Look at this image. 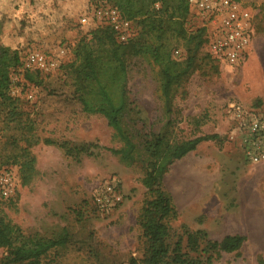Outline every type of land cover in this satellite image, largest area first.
Segmentation results:
<instances>
[{
	"label": "rangeland",
	"instance_id": "rangeland-1",
	"mask_svg": "<svg viewBox=\"0 0 264 264\" xmlns=\"http://www.w3.org/2000/svg\"><path fill=\"white\" fill-rule=\"evenodd\" d=\"M99 1L0 0V43L10 55L17 51L22 59L33 49H67L62 66L50 74L38 73L34 83L23 79L21 67L11 73L10 93L17 101L0 112V172L10 171L14 188L7 197L0 192V221L34 239L66 238L41 257V264H142L145 244L139 218L155 197L144 185L148 145L156 137L166 146L216 135L175 159L163 176L173 204L166 221L169 240H185L189 231L197 230L217 241L242 235L241 248L221 252L213 264H261L264 163H247L238 145L228 140L224 107L233 100L264 106V0H241L253 11L255 36L248 59L240 65L216 64L205 46L194 51V42L173 21L165 23L164 33L145 35L142 42L154 46L128 55L122 123L135 143L134 159L112 151L124 148V142L102 114L85 111L80 99L81 42L87 41L104 62L114 47L104 37L94 38L95 26L81 23ZM140 18L134 24L136 34L143 32ZM159 43L163 59H172L175 48L193 53L191 66L171 85L168 99L161 90L162 64L151 52ZM85 95L94 99L91 92ZM34 139L38 143L30 154L36 173L23 185L22 160L16 153ZM110 175L121 180L125 200L101 215L90 193ZM6 255L0 250V264Z\"/></svg>",
	"mask_w": 264,
	"mask_h": 264
},
{
	"label": "trees",
	"instance_id": "trees-1",
	"mask_svg": "<svg viewBox=\"0 0 264 264\" xmlns=\"http://www.w3.org/2000/svg\"><path fill=\"white\" fill-rule=\"evenodd\" d=\"M115 5L123 15L134 24L137 18L143 24V32L137 33L124 43L116 40L112 28L108 26L96 27L95 37H104L113 44L109 50L108 58L104 62L95 56L88 47L87 41L80 44V55L82 63L78 65L77 82L84 94L80 95L84 110L91 113H100L115 130L116 134L125 144L124 148L112 150L116 154L134 159L136 148L132 138L125 132L122 116L126 107L123 87L127 76L126 59L128 55L139 52L146 45L142 42L145 35L157 31L162 34L165 31V23L176 22L179 29L191 42H194V51H197L206 41V31L203 27H194L192 24L188 0H107ZM170 12H167L169 11ZM162 15V16H161ZM164 15L168 17L164 19ZM146 30V31H145ZM264 31V27H263ZM162 36H160L161 38ZM161 43L151 49L154 60L162 64V94L169 98L171 85L186 71L192 63L193 53L186 48L184 60L174 58H162L160 50ZM176 49V48H175ZM210 59H214L208 54ZM217 64V62H215ZM21 64V55L14 51L11 55L9 48L0 43V112L3 106L9 102L17 101L11 95V73ZM182 66V67H181ZM180 67L182 69H180ZM27 72L24 79L27 83L35 82L38 74ZM113 90L120 97L111 92ZM93 93L94 99L88 98L86 93ZM7 111L8 115H13ZM17 113V111H16ZM15 113V114H16ZM9 116L13 118V116ZM8 120V119H7ZM216 135L198 136L183 141L176 145H163V140L156 137L148 147V158L145 161L146 173L144 185L154 192L155 197L147 201L140 215V224L143 230L145 244V255L142 264H213V260L221 252L232 253L239 250L245 241L242 235H227L221 241L208 238L204 230L189 231L187 238L178 237L170 242L167 219L173 212L171 196L165 192L162 180L168 166L175 160L182 158L196 149L197 145L204 140L213 139ZM38 143L34 139L30 144L20 147L16 158L21 161L22 184L27 185L33 179L35 168V157L30 154V148ZM20 154V155H19ZM66 242V238L57 239H34L26 236L20 229L5 220L0 221V250L7 253L4 264H41V257L59 244ZM264 264V261L260 262Z\"/></svg>",
	"mask_w": 264,
	"mask_h": 264
},
{
	"label": "built area",
	"instance_id": "built-area-1",
	"mask_svg": "<svg viewBox=\"0 0 264 264\" xmlns=\"http://www.w3.org/2000/svg\"><path fill=\"white\" fill-rule=\"evenodd\" d=\"M192 24L206 31L205 48L218 64L240 65L252 49L255 36L254 14L241 0H188ZM83 25L112 28L116 40L124 43L135 35L134 23L121 10L107 0H101L81 18ZM66 47L46 53L39 49L29 51L21 59L19 67L24 75L50 74L64 63ZM174 58L185 57L182 49L173 51ZM25 80V79H24ZM33 98L32 94H29ZM229 125L228 140L240 149L244 160L252 165L264 163V106H254L239 100L229 101L224 107ZM13 176L10 171L0 172V192L9 196L13 192ZM90 200L97 213L108 215L118 209L125 200L121 180L110 175L96 183Z\"/></svg>",
	"mask_w": 264,
	"mask_h": 264
}]
</instances>
